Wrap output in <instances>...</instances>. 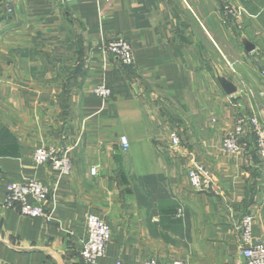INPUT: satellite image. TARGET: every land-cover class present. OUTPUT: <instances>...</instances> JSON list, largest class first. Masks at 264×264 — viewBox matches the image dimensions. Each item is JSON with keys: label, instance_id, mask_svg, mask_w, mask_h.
Returning <instances> with one entry per match:
<instances>
[{"label": "crops", "instance_id": "0c3cea01", "mask_svg": "<svg viewBox=\"0 0 264 264\" xmlns=\"http://www.w3.org/2000/svg\"><path fill=\"white\" fill-rule=\"evenodd\" d=\"M228 1L237 19L221 0H0V264H244L248 213L264 241V158L251 134L221 147L238 116L264 120V0ZM117 36L132 64L103 51ZM51 144L69 174L33 160ZM197 165L210 192L189 185ZM30 177L50 189L49 219L3 205L7 182ZM88 213L111 230L94 263L80 256Z\"/></svg>", "mask_w": 264, "mask_h": 264}, {"label": "built area", "instance_id": "2783aa9c", "mask_svg": "<svg viewBox=\"0 0 264 264\" xmlns=\"http://www.w3.org/2000/svg\"><path fill=\"white\" fill-rule=\"evenodd\" d=\"M225 4L226 0H221ZM226 13L238 18L241 11L233 12L225 5ZM103 51L109 53L114 60L122 64H132L134 54L131 45L121 36L111 38L102 46ZM264 73V71H263ZM96 95L107 99L111 95L110 88L101 83L94 87ZM251 134L254 139L255 154L264 158V120L256 116L244 118L238 116L233 130L222 138L221 147L226 152L235 153L244 146V136ZM171 146L180 144V137L177 132L172 131L169 135ZM120 148L126 151L129 142L126 136L119 139ZM33 160L38 163H49L52 170L59 175H67L71 172L72 165L66 153L55 144L49 146H38L32 152ZM95 172L91 168V173ZM189 185L198 192H210L213 189L214 181L211 171L203 166L190 167L187 170ZM4 206H16L19 213L28 217L50 218V213L45 207L50 189L47 185L30 177L24 181H9L6 184ZM253 215L248 213L241 217L237 224L238 241L244 264H264V241L254 236L252 231ZM86 239L82 244L80 256L85 262L94 263L106 253L107 244L111 239V230L108 223L95 213H88L85 217ZM115 264H127L117 260ZM143 264H160L155 258L150 257ZM164 264H186L183 260H174Z\"/></svg>", "mask_w": 264, "mask_h": 264}, {"label": "rangeland", "instance_id": "374dc122", "mask_svg": "<svg viewBox=\"0 0 264 264\" xmlns=\"http://www.w3.org/2000/svg\"><path fill=\"white\" fill-rule=\"evenodd\" d=\"M260 1V0H259ZM229 4V1L228 0H226V2H225V4L224 5H227V7L229 8V9H231L233 12H237L236 10H238V11H241V9L240 8H234L233 6H229L228 5ZM239 17V16H238ZM107 42V41H106ZM105 42V43H106ZM103 46V45H102ZM113 58V57H112ZM102 82H99V83H97L96 85H98V84H101ZM93 92H94V89H93ZM94 94L96 95V93L94 92ZM96 96H98V95H96ZM99 97V96H98ZM101 98V97H100ZM109 98V97H108ZM103 99V98H102ZM104 100V99H103ZM123 136V135H122ZM121 137V136H120ZM120 137H119V139H120ZM120 145V144H119ZM68 155V154H67ZM69 157V156H68ZM69 159H70V157H69ZM70 162H71V159H70ZM90 172H91V169H90ZM253 227V226H252ZM252 231H253V228H252ZM84 242V241H83ZM104 256H105V254H104ZM103 257V256H102ZM101 258V257H100ZM99 259V258H98ZM97 259V260H98Z\"/></svg>", "mask_w": 264, "mask_h": 264}, {"label": "trees", "instance_id": "16d2710c", "mask_svg": "<svg viewBox=\"0 0 264 264\" xmlns=\"http://www.w3.org/2000/svg\"><path fill=\"white\" fill-rule=\"evenodd\" d=\"M5 153H7V152H5ZM13 153H15V152H13Z\"/></svg>", "mask_w": 264, "mask_h": 264}]
</instances>
